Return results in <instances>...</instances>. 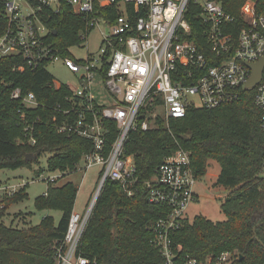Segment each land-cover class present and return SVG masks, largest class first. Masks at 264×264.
I'll return each mask as SVG.
<instances>
[{"label": "built area", "instance_id": "1", "mask_svg": "<svg viewBox=\"0 0 264 264\" xmlns=\"http://www.w3.org/2000/svg\"><path fill=\"white\" fill-rule=\"evenodd\" d=\"M257 3L258 0H246L237 17L226 10L221 0H0L7 19V28L0 34V59L21 56L24 63L14 68L18 71L42 65L46 68L51 61L62 59L78 75L76 87L53 79L56 87L71 90L65 97L67 107H55L62 115H56L53 121L59 133L76 134L93 143L92 151L84 153L83 165L80 167L79 162L77 169L101 166L99 185L87 209L84 213L74 209L71 214L63 244L57 250V264L91 263L80 252V244L101 192L99 187L103 188L108 179L118 181L129 196L138 192L135 155L126 150L132 132L158 127L159 119L169 125L170 119L185 117L192 108L213 109L234 103L246 89L255 90L254 103L261 110L264 132V69L260 81L254 87L247 86L253 73L250 64L264 57V14L259 13ZM64 4L84 16L89 26L101 28L104 45L99 56H63L48 40L51 28L44 18L60 11ZM113 4L120 10L116 20L96 16L97 5ZM191 13L203 23L207 50L184 40L191 32ZM105 61L106 79L101 74ZM98 77L105 93L111 95L109 104L99 101ZM11 97L22 99L28 107L40 102L34 92L23 94L20 87L12 91ZM21 119L27 122L25 113ZM110 123L117 126L112 142ZM25 132L29 142L35 144L34 124H27ZM58 171V175L47 176V182H57L65 174ZM198 181L191 151L179 147L145 182L147 200L168 208L153 228V243L166 264H180V247H174L172 236L187 219L186 211L197 198ZM228 257V253L224 254L216 264H224ZM183 264L202 263L188 259Z\"/></svg>", "mask_w": 264, "mask_h": 264}, {"label": "trees", "instance_id": "2", "mask_svg": "<svg viewBox=\"0 0 264 264\" xmlns=\"http://www.w3.org/2000/svg\"><path fill=\"white\" fill-rule=\"evenodd\" d=\"M221 1L227 11L238 17L246 0ZM97 8L96 16L110 22L120 14L116 4ZM257 8L264 14V0H258ZM44 20L51 28L48 40L63 56H72L70 48L84 43L95 28L88 25L84 16L74 13L69 4L48 13ZM188 20L191 32L184 40L207 50L202 21L194 13L189 14ZM6 28L7 19L0 4V34ZM21 63L24 60L18 55L0 59V169H33L40 164L41 156L50 153L49 171L74 172L84 153L92 151L93 143L76 134L59 133L55 127L53 118L62 115L55 107H67L65 97L71 90L53 85L54 77L43 65L34 70H14ZM107 68L105 61L101 68L105 79ZM16 87L22 88L23 94L34 92L39 105L28 107L22 99L12 98ZM254 93V89H246L234 103L213 109L192 108L185 117L170 119L169 125L159 119L158 127L131 133L126 150L135 155L139 189L129 196L118 181L105 182L80 244V252L91 259L90 264H166L153 243V228L168 208L147 200L145 182L164 158L179 147L191 151L199 178L206 175L210 162L217 160L221 171L216 184L229 192L221 202L226 220L213 221L198 215L193 221L186 219L173 234L174 247H180L178 262L197 259L202 264H216L228 253L224 264H264V132ZM22 113L26 123L21 119ZM29 123L34 124L35 144L29 142L25 132ZM110 128L112 142L117 126L110 123ZM27 156L35 157L26 160ZM38 171L40 175L44 170ZM56 183L48 182L47 191L35 199V205L39 210H61L57 223L51 216L23 228L4 222L10 206L28 198L27 184L0 198V264H57V250L63 244L78 188L72 181Z\"/></svg>", "mask_w": 264, "mask_h": 264}, {"label": "rangeland", "instance_id": "3", "mask_svg": "<svg viewBox=\"0 0 264 264\" xmlns=\"http://www.w3.org/2000/svg\"><path fill=\"white\" fill-rule=\"evenodd\" d=\"M103 36L99 26L93 28L87 36V39L81 45L70 48L72 56L76 59H85L89 55L99 56L100 47ZM46 69L53 75L56 82L69 84L76 87L78 84V75L71 71L62 59L51 61L46 65ZM98 89L101 91L100 102L109 104L111 95L105 93L102 79L98 77ZM107 94L106 97H104ZM50 153L39 158L40 164H35L33 169L23 167L19 169H0V198L14 192V188L18 190L27 184L28 198L24 201L15 203L10 206L4 217L7 225L13 224L19 228L28 227L39 224L44 216H51L57 223L62 217V211L59 209L39 210L35 205V199L43 195L48 189L47 176L58 175L60 172L49 171L47 168V160ZM81 162L80 167H82ZM44 171L39 175L40 169ZM101 166L95 165L88 170L76 169L74 172H67L58 178L56 185H64L72 181L78 188L77 198L74 209L76 212L84 213L91 202L92 197L99 185V175ZM221 171V166L217 160L210 162L208 171L205 176L199 178L195 185V193L197 195L186 211V218L193 221L198 215L205 216L213 221L226 220V215L221 209V202L228 194L229 189L216 184L217 178ZM15 190V191H16ZM230 256V255H229ZM210 264V263H206Z\"/></svg>", "mask_w": 264, "mask_h": 264}, {"label": "water", "instance_id": "4", "mask_svg": "<svg viewBox=\"0 0 264 264\" xmlns=\"http://www.w3.org/2000/svg\"><path fill=\"white\" fill-rule=\"evenodd\" d=\"M253 73L247 83V86L249 88L254 87L261 79L262 72L264 69V57H262L258 62L250 64ZM35 156H27L26 160H32ZM102 190V186L99 187V191ZM256 230V228H255Z\"/></svg>", "mask_w": 264, "mask_h": 264}]
</instances>
